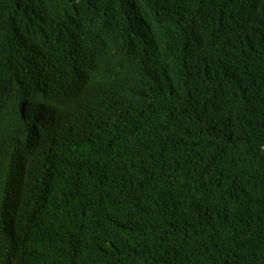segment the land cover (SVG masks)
Segmentation results:
<instances>
[{
	"label": "trees",
	"instance_id": "obj_1",
	"mask_svg": "<svg viewBox=\"0 0 264 264\" xmlns=\"http://www.w3.org/2000/svg\"><path fill=\"white\" fill-rule=\"evenodd\" d=\"M0 264H264V0H0Z\"/></svg>",
	"mask_w": 264,
	"mask_h": 264
}]
</instances>
